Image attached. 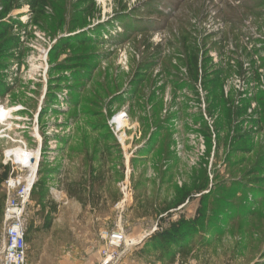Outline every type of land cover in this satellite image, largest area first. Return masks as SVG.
Listing matches in <instances>:
<instances>
[{
  "label": "rangeland",
  "instance_id": "obj_1",
  "mask_svg": "<svg viewBox=\"0 0 264 264\" xmlns=\"http://www.w3.org/2000/svg\"><path fill=\"white\" fill-rule=\"evenodd\" d=\"M35 1L0 0L23 25L1 59L0 235L5 153L24 149L41 155L29 264H94L119 224L138 243L123 264H264V0ZM197 215L174 258L144 238Z\"/></svg>",
  "mask_w": 264,
  "mask_h": 264
},
{
  "label": "built area",
  "instance_id": "obj_2",
  "mask_svg": "<svg viewBox=\"0 0 264 264\" xmlns=\"http://www.w3.org/2000/svg\"><path fill=\"white\" fill-rule=\"evenodd\" d=\"M128 112L124 111L111 123V129L117 137L118 142L123 145L125 142L126 132L123 125L118 124V120L128 123ZM28 150V146H24ZM29 151V150H28ZM31 151V150H30ZM14 152V151H13ZM8 151L5 153V166L12 164V173L10 178L5 182L7 188L8 199L5 207V215L3 227L0 235V264H29L28 239L30 236L31 217L29 216V208L37 176L39 173L38 165L36 169L27 167L19 161L13 163L14 153ZM41 152V150H40ZM40 160V158H39ZM39 164V162H38ZM16 166H19L20 173H27L26 176L17 175ZM123 201L117 204L116 208L123 211L128 202V194L123 192ZM154 230L146 237L152 236L157 230ZM143 238V239H144ZM103 244L99 257L94 264H123L124 259L134 250L138 243L128 238L126 230L122 226L116 225L113 229L106 231L101 236Z\"/></svg>",
  "mask_w": 264,
  "mask_h": 264
},
{
  "label": "trees",
  "instance_id": "obj_3",
  "mask_svg": "<svg viewBox=\"0 0 264 264\" xmlns=\"http://www.w3.org/2000/svg\"><path fill=\"white\" fill-rule=\"evenodd\" d=\"M42 6L43 10L47 6L45 3V0H36L35 3L32 2L33 8H38ZM14 7L9 6V8H4L3 12L1 14L2 19H0V76H4V72L8 69L7 63H4L1 59L5 60H20L21 57H19L17 54L14 53L15 50H18L19 52L22 50L23 42H21V37L18 34H14L13 30H15L14 24L8 25L7 22L4 20L6 17H8L9 13L13 10ZM16 22V21H15ZM14 22V23H15ZM18 22V21H17ZM19 25L16 28H21V23H18ZM64 47H69L67 44L63 45ZM192 72L193 74H196V77L199 76V59H196L192 65ZM218 80L219 77H216ZM137 81H140L138 79ZM12 91V88L8 86L3 78L0 77V98L5 97L9 92ZM161 109L159 110V112ZM7 167V166H5ZM4 168V167H3ZM7 169V168H6ZM41 172V170H40ZM10 172L5 170L4 168V174L2 176L1 181H5L9 178ZM35 189L33 191L34 196L36 194V190L41 187L40 183L35 184ZM188 198H191L188 196ZM185 198L182 199V203H185V201L188 199ZM205 217L197 215L194 220H188L186 218H183L179 220L178 222H174L170 224V227L168 230L155 232L153 236H151V240L153 241L156 248L160 249L165 254H171L173 247L177 246L178 250L183 251L186 246L185 243L189 238H193L194 232H196L197 228L196 225L199 221L204 219ZM31 234V232H30ZM30 237V236H29ZM171 258H174L175 256L171 254ZM174 260V259H172Z\"/></svg>",
  "mask_w": 264,
  "mask_h": 264
},
{
  "label": "bare ground",
  "instance_id": "obj_4",
  "mask_svg": "<svg viewBox=\"0 0 264 264\" xmlns=\"http://www.w3.org/2000/svg\"><path fill=\"white\" fill-rule=\"evenodd\" d=\"M118 124L123 125V127H127L128 125L125 122H122L120 120L117 121ZM19 155H21L22 159L26 160V166L31 167L32 169H36L37 167V161L39 162L38 157L36 154L34 155L32 152H27L24 149H18L17 150ZM41 155H39L40 158Z\"/></svg>",
  "mask_w": 264,
  "mask_h": 264
}]
</instances>
